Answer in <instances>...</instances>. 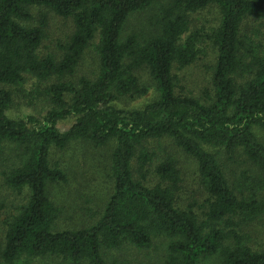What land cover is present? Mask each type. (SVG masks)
<instances>
[{"label": "trees", "instance_id": "1", "mask_svg": "<svg viewBox=\"0 0 264 264\" xmlns=\"http://www.w3.org/2000/svg\"><path fill=\"white\" fill-rule=\"evenodd\" d=\"M209 8L216 10V24L193 30V15ZM136 13H145L148 30L123 38L124 24ZM49 16L72 25L57 56L38 52ZM263 20L264 0H0V156L7 143L22 148L18 164L0 175L6 187L26 195L4 224L0 261L53 257L63 264H105L102 249H146L154 236H164L162 264H198L215 255L219 264H264V145L252 131L264 130V35L244 30L247 21ZM96 35L94 79L72 81ZM203 39L215 58L209 87L197 99L176 92L173 69L193 64ZM138 69L154 83L155 99L140 109L116 108L119 99L147 95L134 75ZM27 77L49 83L43 94L50 109L41 118L15 120L7 114L11 94L1 85L17 87ZM69 119L61 130L59 123ZM162 138L195 161L206 197L200 211L177 206L176 161L166 156L155 164L143 147ZM80 140L97 148L113 144L112 191L93 225L55 231L59 210L47 188L67 177L50 163V150ZM206 148L240 152L254 176L242 172L233 188ZM258 220L262 247L253 250L246 228Z\"/></svg>", "mask_w": 264, "mask_h": 264}, {"label": "rangeland", "instance_id": "2", "mask_svg": "<svg viewBox=\"0 0 264 264\" xmlns=\"http://www.w3.org/2000/svg\"><path fill=\"white\" fill-rule=\"evenodd\" d=\"M217 22L216 10L209 8L193 15L191 28L207 29ZM148 30L145 13L131 14L122 30V37L130 34L142 35ZM245 33L253 31L264 35L263 21H247L244 28ZM72 32L69 19L49 16V24L45 38L38 50L41 55L60 54L57 45L66 40ZM98 37L90 43L81 57L72 81L80 77L94 79L98 69V58L94 47ZM198 55L193 64L173 69L176 77V92L201 99L202 93L209 87L210 75L214 64L215 50L209 41L203 39L197 45ZM139 84L146 87L147 95L142 97L123 98L115 101L116 108L124 110L140 109L145 104L153 101L156 97L154 83L145 69L134 71ZM48 82H39L34 78L27 77L25 81L17 86H5L11 94V104L8 116L19 120L27 116L41 118L50 109V102L43 94V89ZM72 119L59 123L61 130L67 129ZM253 133L260 143L264 145V130L253 128ZM143 147L154 155V163H158L166 156H171L180 172L181 183L177 194V206L186 207L188 204L195 206L200 211L205 202V194L200 186L196 173V163L181 149L176 147L168 138L149 140ZM113 144L105 147H95L87 141H74L63 149H51L49 161L52 165L59 167L66 175L67 182L64 184H51L47 188L49 199L59 210L58 218L54 225L55 231L77 230L93 225L99 218L104 204L112 191L110 178V162ZM22 148L12 144H5L0 156V172L16 166L20 161ZM207 151L216 156L226 178L233 188L240 183L242 172L254 176L252 166L245 160L240 152L227 155L222 150L206 148ZM19 160V161H18ZM131 171L134 179H138L136 163L133 160ZM150 184L155 182L154 176L149 173L146 176ZM260 199L264 200V192ZM26 195L18 194L6 187L0 175V244L4 236V224L9 218L16 214L19 207L25 204ZM201 208V209H200ZM261 220L256 221L246 228V244L253 250L262 247V225ZM169 239L164 236H154L152 244L146 249H137L130 244H123L118 249H102L105 264H162L166 256V248ZM1 248V246H0ZM0 264H3L0 261ZM14 264H63L60 259L53 257L36 258L32 260H20ZM66 264V263H64ZM87 264V263H82ZM198 264H219L217 255L200 259Z\"/></svg>", "mask_w": 264, "mask_h": 264}]
</instances>
